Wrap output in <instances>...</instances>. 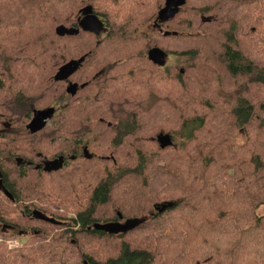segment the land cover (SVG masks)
<instances>
[{
    "label": "trees",
    "instance_id": "16d2710c",
    "mask_svg": "<svg viewBox=\"0 0 264 264\" xmlns=\"http://www.w3.org/2000/svg\"><path fill=\"white\" fill-rule=\"evenodd\" d=\"M171 2L0 0V264H264V0ZM154 46L174 62L153 65ZM36 114L57 123L26 130ZM49 129L64 163L46 173L34 138ZM33 199L75 213L48 243L67 219Z\"/></svg>",
    "mask_w": 264,
    "mask_h": 264
},
{
    "label": "rangeland",
    "instance_id": "374dc122",
    "mask_svg": "<svg viewBox=\"0 0 264 264\" xmlns=\"http://www.w3.org/2000/svg\"><path fill=\"white\" fill-rule=\"evenodd\" d=\"M152 31H154V30L151 27V23H148L147 25H144L138 31V34L139 33H143V32L149 33V32H152ZM109 34L110 33L109 32L106 33V31L105 32H102V33H100V36L97 37V39L107 40V37L109 36ZM155 47L156 46H154L153 48H155ZM160 47H162V46H159L158 48H160ZM162 49H163V47H162ZM99 57H101V56H99ZM94 58H96V56ZM117 59H119V61H121L122 59H125V56L120 55V54L113 55L111 58L108 57V58L104 59L103 61H101L99 58H96L95 61H94V63H92V66H94V69L91 72V76H95L96 73H98V71H100L99 68L102 67V64L101 63H110V62H113V61H115ZM173 62H174V59L168 56L167 59H166V65L172 64ZM66 86L67 85L62 86L63 92L66 90ZM83 94H84V97H85V95H90V91L88 90V91H86ZM66 100H67L66 97H63L61 100H58V101H56L54 103L53 106L55 108L53 110V114L55 112L58 113V111H62L61 109L66 104ZM28 122H29V119H27L26 121H24V125H26ZM92 122L95 123V121H92ZM56 123H57V119H55L53 121H50L47 124L48 125V128H52L53 125L56 124ZM49 132H50V129H49V131H45V134H41V135L37 136L36 138H34V141L40 142L39 143V147L37 149L39 151H41L42 153H44L43 156H45L48 159H50L51 157H53L56 153H59L61 151V149L65 147V142H61L58 145H53V146L51 144H49V138L54 137V136H52L51 133L48 134ZM236 141L239 144H243L244 141H246L245 140V134L243 133L242 130H239V131L236 132ZM35 162H36V159H35ZM72 167H73V165H72ZM64 172H66V171H64ZM0 189H1V187H0ZM22 203H24V205L25 204H28V205H31V204L37 205V208L40 207V208L44 209L46 211L45 213L49 217H57V216H60V215H64V217H66L67 220L64 221L65 224H63L64 226H62V229H54L52 231V233L49 232V234L46 235V239L44 240L45 243H48L52 239V237H53L54 234L60 233L61 231L65 230L67 228V225L70 223V220H68V219L75 218L74 211L65 210L64 207L62 205H60L59 202H57V201H55L54 203L50 204L51 207H49V206H47L45 204H39V202L36 201V200H34V199L33 200H28V201H25V202H22ZM2 204L6 205L5 202H2ZM14 207L15 206H12V208L8 209V210H10L9 215H10V217H12V219H20V211H18ZM103 211L105 213L108 212L107 209H103ZM255 214L258 217H264V206L259 207L255 211ZM49 225H51V224H49ZM41 227H43V229H44V226H41ZM29 240H30L29 237H25L24 239H20L21 247L24 246L27 243V241H29ZM0 242H1V240H0ZM14 242H16V244L18 243L16 240L15 241H12V242H9V243L13 244Z\"/></svg>",
    "mask_w": 264,
    "mask_h": 264
},
{
    "label": "water",
    "instance_id": "95a60500",
    "mask_svg": "<svg viewBox=\"0 0 264 264\" xmlns=\"http://www.w3.org/2000/svg\"><path fill=\"white\" fill-rule=\"evenodd\" d=\"M179 1L180 0H172L171 3L174 5H177V4H179ZM86 18L87 17H84L83 19L86 20ZM90 19L92 20V22L94 24L95 21L91 16H90ZM205 20H203V21H205ZM84 24L86 25L87 23H84ZM87 26L90 27L89 24ZM147 58L153 65L163 67L165 65L166 54L162 50H160L159 48H152L147 52ZM73 66H74L73 64H69L67 67L61 69L60 72L58 73L57 77L60 79L67 78L68 75H70V71L73 68ZM67 92H69V90ZM37 118L40 119V118H45V117L44 116L42 117L40 114H36L35 119H37ZM157 142L159 143V146L161 149H164L166 147H170L172 145V141H171L170 137L167 135H165V136L159 135L157 137ZM59 166H60L59 160L46 162L45 171H47V172H50L52 170L56 171L59 168ZM32 217L35 220L43 221V222L49 223L51 225H58L59 224L54 219L48 218L38 211H33ZM128 222L129 221H127V223H125L124 225H122L120 223H108L105 225H94V228H98V229L103 230V231L108 232V233L116 234L118 232H125L126 229H132L133 224L130 226L128 224Z\"/></svg>",
    "mask_w": 264,
    "mask_h": 264
},
{
    "label": "flooded vegetation",
    "instance_id": "af4514ba",
    "mask_svg": "<svg viewBox=\"0 0 264 264\" xmlns=\"http://www.w3.org/2000/svg\"><path fill=\"white\" fill-rule=\"evenodd\" d=\"M84 17H87L86 18V20H84V19H82V21H83V23H87L86 25H90V27H91V31L92 32H94V33H96V35L97 36H99L100 35V33H102L103 32V29L101 28V27H99V26H97V24L94 22V24H93V22H92V20L90 19V16L89 15H87V14H85L84 15ZM83 17V18H84ZM166 59H167V56H166V58H165V65H166ZM159 67V66H158ZM50 122V120H46V119H42V118H40V119H38V120H32V121H29L26 125H25V128H26V130H30V131H38L40 128H41V126L43 125V124H48ZM40 127V128H39ZM28 130V131H29ZM54 160H59V162H60V166H59V168L63 165V163H64V158H62V156L61 157H59V158H57V159H55V158H50V159H48V158H46L45 156H40V155H38L37 156V162L35 163V165H34V168H37L38 170H40L41 172H46V173H50V172H52V171H54V170H52V171H50V172H47V171H45V169H46V162H51V161H54ZM31 164H32V162H31ZM34 164V163H33ZM58 168V169H59Z\"/></svg>",
    "mask_w": 264,
    "mask_h": 264
},
{
    "label": "built area",
    "instance_id": "2783aa9c",
    "mask_svg": "<svg viewBox=\"0 0 264 264\" xmlns=\"http://www.w3.org/2000/svg\"><path fill=\"white\" fill-rule=\"evenodd\" d=\"M17 246H18V243L16 244V242H14L13 244L9 243L10 249L16 248Z\"/></svg>",
    "mask_w": 264,
    "mask_h": 264
}]
</instances>
